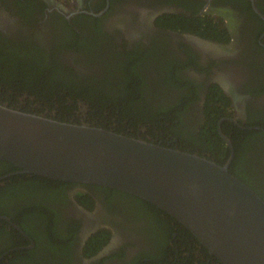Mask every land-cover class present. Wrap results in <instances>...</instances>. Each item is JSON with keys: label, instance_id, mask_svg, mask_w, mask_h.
<instances>
[{"label": "flooded vegetation", "instance_id": "obj_1", "mask_svg": "<svg viewBox=\"0 0 264 264\" xmlns=\"http://www.w3.org/2000/svg\"><path fill=\"white\" fill-rule=\"evenodd\" d=\"M0 52L42 69L23 96L135 91L136 118L166 115L184 140L129 131L221 164L232 148L229 172L264 201V0H0ZM8 85L0 96L18 92ZM18 170L0 161V264H220L156 207Z\"/></svg>", "mask_w": 264, "mask_h": 264}, {"label": "water", "instance_id": "obj_2", "mask_svg": "<svg viewBox=\"0 0 264 264\" xmlns=\"http://www.w3.org/2000/svg\"><path fill=\"white\" fill-rule=\"evenodd\" d=\"M232 157L231 148L219 164L138 134L25 112L0 98V161L48 180L137 197L220 264H264V201L229 172Z\"/></svg>", "mask_w": 264, "mask_h": 264}, {"label": "trees", "instance_id": "obj_3", "mask_svg": "<svg viewBox=\"0 0 264 264\" xmlns=\"http://www.w3.org/2000/svg\"><path fill=\"white\" fill-rule=\"evenodd\" d=\"M8 53H1L0 52V83L4 86L11 87L10 89L14 88L17 89L18 92H14L13 96H0L3 101H7L10 106H21L22 110L25 112H32V113H41L48 111H54V116L60 120L64 119H72L74 121H79L81 118L74 117L72 114L75 111H80L81 104L87 109V115H85L84 120L88 123H96L103 125L102 127L114 130L118 133H124L129 135H136L135 132H131L129 130H134L133 128L138 125L149 124L150 129L152 130H159L158 133H162L163 135H167V129H169L170 134L174 135L179 140L183 141V134L182 132H178L177 130L174 131V127L167 128V122L169 121L168 116L163 115L159 118L158 115H150L146 116V119H150V122H147L145 119H137L138 114L134 110V104L136 101H140V97L135 98L134 96L136 92H132V96H99L96 94L102 93V84L101 82H96L95 88H98L91 92L90 96H23L26 88H32L33 84L38 81V77L41 74V68H22L20 72L16 69L12 68V65L7 58ZM11 61V60H10ZM22 74V75H19ZM136 72L127 73L130 75H135L139 78ZM126 74V77H127ZM21 82L23 83H20ZM48 81H53L52 77ZM54 85L52 87H59L56 85L55 81H53ZM24 87V91L20 90ZM13 90V89H12ZM31 94V93H30ZM96 95V96H95ZM145 105V104H144ZM150 107V108H149ZM142 106L138 110L147 114L148 111H155V113H159V107H155L153 105ZM50 112L49 114H51ZM135 116H133V115ZM137 117V118H136ZM109 122L116 123L115 125H111ZM143 123V124H142ZM128 130V132H127ZM144 138V136H142ZM210 142L213 145H217L221 142L216 132H213L212 135L208 136ZM163 144H168L169 142L163 139ZM171 148H175L174 144L171 145ZM212 149L222 151V145L219 148H215L212 146ZM184 151H189L187 149H183ZM221 164V163H219ZM8 165V163H7ZM39 177V176H38ZM46 180V178H45ZM48 180V179H47ZM114 190V189H112ZM117 191V190H115ZM123 193V192H121ZM127 197H131L134 200L140 201L142 203L147 204L152 210H154L155 206L151 205L145 201L140 200L137 197L128 195L123 193ZM130 198V199H131ZM157 208V207H156ZM158 213H162L159 212ZM136 263V262H135Z\"/></svg>", "mask_w": 264, "mask_h": 264}]
</instances>
